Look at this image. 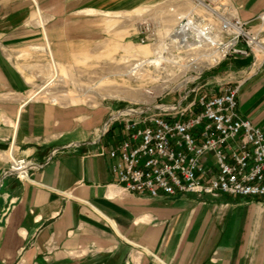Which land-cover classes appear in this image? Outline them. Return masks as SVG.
Segmentation results:
<instances>
[{"label":"crops","instance_id":"crops-1","mask_svg":"<svg viewBox=\"0 0 264 264\" xmlns=\"http://www.w3.org/2000/svg\"><path fill=\"white\" fill-rule=\"evenodd\" d=\"M158 1L0 0V264H264V198L131 195L109 170L114 105L28 97L41 56L55 72ZM224 1L264 35V0ZM237 61L209 78L242 79L236 111L264 129V57ZM10 156L39 185L5 175Z\"/></svg>","mask_w":264,"mask_h":264},{"label":"built area","instance_id":"built-area-1","mask_svg":"<svg viewBox=\"0 0 264 264\" xmlns=\"http://www.w3.org/2000/svg\"><path fill=\"white\" fill-rule=\"evenodd\" d=\"M178 3L163 1L134 25L138 45L153 54L133 60L131 77L154 78L164 88L154 96L144 83L150 103L110 111L103 134L114 124L119 134L108 152L110 173L118 187L138 197L264 198V129L236 111L243 80L224 79L208 87L201 79L230 59L251 56L257 64L253 41L262 35L224 0ZM156 59L162 60L159 65ZM176 89L182 91L172 102L157 103ZM29 170L26 158L10 156L4 174L38 184Z\"/></svg>","mask_w":264,"mask_h":264},{"label":"rangeland","instance_id":"rangeland-1","mask_svg":"<svg viewBox=\"0 0 264 264\" xmlns=\"http://www.w3.org/2000/svg\"><path fill=\"white\" fill-rule=\"evenodd\" d=\"M161 2L163 1H158L152 6H156ZM167 2L174 5L179 0H168ZM144 13L137 11L136 16L131 19L130 23L117 24L110 21V19L105 20L103 38L97 43L89 45L87 54L82 51L81 54L77 52V54L67 57L69 60L64 66L55 63V72L50 64L49 57L47 55L41 56L40 62H36L39 66L37 75L34 77L35 80L31 79L32 84L38 87L33 90L34 92L31 91L32 93H29L28 97L58 104L62 102L68 104H70L69 102L74 104H112L115 108H135L138 105L137 103L145 101L150 103L148 96L143 94L144 85L153 90L154 96L160 95V90L164 86H159L154 78L145 82L142 76L131 77V71L129 72V65L134 59L147 58L152 55L150 48L138 45L135 38L134 25L145 17ZM165 24L170 26L172 24L171 20L169 18L165 19ZM261 41L264 46V35H262ZM254 54L257 60L264 57V53L256 50ZM253 58L250 56L243 59H247L253 65L255 63ZM237 59L239 60V58L230 59V63L238 62ZM156 61L155 64L157 65L158 59ZM214 70L204 73L201 78L203 83H210L208 87L215 86L216 82L209 78ZM219 72L214 75L221 78L222 75L220 74L222 72ZM49 80L53 81L47 87L48 94L46 95V90L38 88L45 85ZM190 89L192 87L189 86L187 90ZM181 91L182 89H176L175 92L169 95L159 97L160 100L157 99V103H170L173 98H177ZM150 105L153 107L156 103ZM150 110V112L156 113L155 109L151 108Z\"/></svg>","mask_w":264,"mask_h":264},{"label":"bare ground","instance_id":"bare-ground-1","mask_svg":"<svg viewBox=\"0 0 264 264\" xmlns=\"http://www.w3.org/2000/svg\"><path fill=\"white\" fill-rule=\"evenodd\" d=\"M253 44H254V50H256V51H259V52H262V53H264V46H263V43H262V41H261V39L258 41V40H255V41H253ZM148 47V46H147ZM150 48V47H149ZM150 50H151V53L153 54V49H151L150 48ZM157 60V59H156ZM161 59H159L158 60V64L157 65H159L160 63H161ZM157 62V61H156ZM155 62V63H156ZM54 80V79H53ZM52 80V81H53ZM51 81V82H52Z\"/></svg>","mask_w":264,"mask_h":264}]
</instances>
